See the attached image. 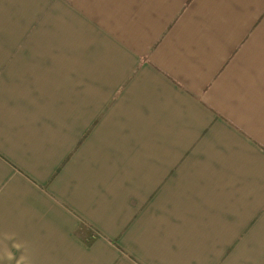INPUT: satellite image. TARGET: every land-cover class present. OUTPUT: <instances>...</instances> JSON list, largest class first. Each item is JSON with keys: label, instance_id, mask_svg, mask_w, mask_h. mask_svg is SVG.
I'll use <instances>...</instances> for the list:
<instances>
[{"label": "crops", "instance_id": "0c3cea01", "mask_svg": "<svg viewBox=\"0 0 264 264\" xmlns=\"http://www.w3.org/2000/svg\"><path fill=\"white\" fill-rule=\"evenodd\" d=\"M0 264H264V0H0Z\"/></svg>", "mask_w": 264, "mask_h": 264}]
</instances>
